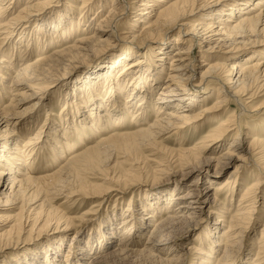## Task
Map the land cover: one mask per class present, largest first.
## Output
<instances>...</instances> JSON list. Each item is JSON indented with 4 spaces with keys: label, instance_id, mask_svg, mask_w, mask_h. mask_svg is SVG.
<instances>
[{
    "label": "bare ground",
    "instance_id": "6f19581e",
    "mask_svg": "<svg viewBox=\"0 0 264 264\" xmlns=\"http://www.w3.org/2000/svg\"><path fill=\"white\" fill-rule=\"evenodd\" d=\"M50 2L0 0V102L7 100L0 107V264H72L69 253H76V264L85 256H90L86 264H183L187 258L192 264H234L241 233L251 220L259 223L257 209L264 207V0H62L61 9L38 27H24L31 23L32 11ZM119 37L135 47L119 50L111 63L93 71L89 68L96 58L83 69L77 66L87 55L109 57ZM63 68H70L63 80L71 84L62 91L59 113L47 111L33 127L35 123L25 120L43 83ZM149 113L154 119L144 123ZM207 120L218 124L193 147L168 149L159 140L186 129L197 131ZM128 125L137 128L115 133ZM243 126L245 137L239 141ZM106 127L114 131L88 144L92 135H102L101 129L106 133ZM234 129L235 137L223 152L210 156L208 143ZM144 145L163 151L160 164L167 161L152 169L153 179L179 175L178 181L152 196L142 191L135 209L139 192L129 195L123 211L108 216L89 235L81 234L77 225L82 217L74 219L56 202L137 184L135 161L127 162L126 156L133 153L136 162L148 158L142 154ZM235 162L234 170L214 187L212 179ZM55 163L52 172L41 171ZM205 166L213 167L210 181L197 176L183 183L194 172L206 171ZM199 200L201 205L193 204ZM214 215L212 228L190 241L195 244L182 247L186 251L181 259L180 252L173 255V245L184 240L186 231ZM147 222L144 249H133ZM46 228L51 230L42 237L57 233L46 241L55 243L43 242L42 251L35 253L29 234ZM258 234L250 262L251 251L239 264H264V221ZM19 246L31 253L8 258L10 248Z\"/></svg>",
    "mask_w": 264,
    "mask_h": 264
},
{
    "label": "rangeland",
    "instance_id": "374dc122",
    "mask_svg": "<svg viewBox=\"0 0 264 264\" xmlns=\"http://www.w3.org/2000/svg\"><path fill=\"white\" fill-rule=\"evenodd\" d=\"M63 4L64 3H62V0H53V1L51 0V2L49 4H46L43 7H40L39 9H37V11H32V15L33 16L32 15L30 16L31 17V23L30 22L29 23H24L25 24L24 27H29V28H32L34 26L38 27L40 24H42L43 19L46 20L48 16L54 14V13H51L54 10L59 11L61 9V7H62ZM231 4L233 5L235 3L233 2ZM21 5H22V3L17 4V6L15 7V10L18 11V9L21 7ZM77 14L79 15L81 13L80 12L75 13V16L79 17L80 15L78 16ZM93 14L91 13V15H89V18ZM99 15H100V13H99ZM94 24H95V22L93 23L92 26H94ZM176 31H177V29H174L173 32L171 33V35L172 34L173 35L176 34V33H174ZM24 34H25V32H24ZM170 36H169V38H170ZM15 40H16V36H14V38H13V41H15ZM126 42L129 43V44H126ZM126 42L124 41V39H122L121 37H119V41L114 42V47H111L113 49V52L110 54L109 57H101V54L87 55L84 59H82L80 62L77 63V66H79L81 69H83L87 64L91 63L95 58L96 59L94 60V64H92L91 65V68H89L90 71L95 70L98 67V65H100V64H104V63L108 64V63H111L114 60L113 59V56L119 50L131 49V48H134L135 47V45L132 42H130L129 40H127ZM9 45L7 44V46H9ZM197 50H198V48L195 49V54H194L195 56L197 55L196 54V51ZM69 74H70V68H65V69L63 68L57 74H55V76H51L50 79H48L45 83H43L42 88H41L42 92H41V94L39 93L37 95L38 102L35 105V107L33 108V111L30 113V116L26 118V120H25L26 122H28V123L29 122L35 123L33 125V127H35L36 125L40 124L41 121H43V119L45 118V115H46L47 111L52 112L54 115L55 114L57 115L59 113L58 110H59V108L61 106V102H62L61 99L64 98V95H62V91L64 90V88H66L65 87L66 85L71 84L70 82L67 84V82H65L63 80V77H67V76H69ZM197 74H198V72L195 73V75H197ZM72 78H75V77H72ZM74 80H72V81H74ZM5 83H6V81H5ZM161 86H162V84H159L158 85V87L155 90L156 93L160 91V87ZM67 91L68 90H66L65 93ZM34 100H36V98ZM6 101L7 100H5V98L4 99H1L0 107H2L1 105L3 104V102H6ZM211 102H213V101L211 100ZM260 117H262V114L260 115ZM263 117H264V115H263ZM255 118H253V119H255ZM153 119H154L153 114L152 113L151 114L149 113V117L146 119V121L144 123H150L151 121H153ZM57 120H58V118H57ZM247 120L250 123L251 121H249V120H252V119L251 118H248ZM217 124H218V121L217 120H214V121H208L207 120L206 122H204L203 124H201L197 128L198 129L197 131H194L193 128H191L189 130L186 129L184 132H178V134H176V135L166 134L165 136H163L159 140L162 143V146H166L168 149L175 150V148L178 149V146L179 147L180 146H183V147H193L192 146L193 143H194V145H197V143L199 142L198 140H200L199 139L200 136H202L203 134H205L206 131L210 130L211 128H213ZM133 128H137L136 125L123 126V127H120L119 128L120 130L117 128L115 130V133L117 131H122V132L132 131ZM246 128H247V126L246 127L245 126L242 127V133L239 135V141L242 138L245 137L244 132H245ZM106 129L109 130V131L106 130V133H105V129H101L102 135L101 134H99V135L98 134L92 135L89 138L90 140H89V143L88 144H90V142H93V141L95 142V141L99 140L100 137L105 136L106 134L114 131V129L109 128V127H106ZM231 131L233 132V134H231L230 136L224 137V138L221 137L220 140L217 141V142H214V141L212 142L211 141V142L208 143V148L207 149H209L211 152L213 151L211 154H209L210 156H216L217 154H219L220 151L223 152L224 148H222V147H225L229 143V141L232 139V137H235V134H236L235 131H236V129L231 130ZM31 132L32 131L29 129V133H31ZM180 134H181V137H179ZM184 135H185V137H184ZM181 138L185 139V142L184 143H180V142H182V139ZM225 139L228 140V141H226ZM223 143H225L224 146L222 145ZM80 146L81 147H84V145H82V144H77L76 148L77 147L80 148ZM145 147H147V148L145 149ZM142 149H141L142 150V154L144 155V157L148 156V158L147 157H146V159L140 158L141 161H140V159H138L139 161L136 162L137 159H136V157L134 158L133 153L128 152L127 153V156H126L127 157V162L128 161H135L134 162L135 164H133L134 166L132 167V168H134L135 171H133L132 173H134V172L136 173L137 172L136 174L134 173V175H135V179L138 180L137 181V184L139 182V187L137 186L136 183L134 184L133 182H135V181H133V182L130 183L131 185L129 184V185H126V186H123V187L121 185L120 186L117 185V186L114 187V189H111V190H108L107 189L106 190L107 193L104 192V190H105L104 188H100V193L101 194H89L87 196H82V195H78L77 194V195L70 196L71 198L70 197L67 198L68 200H65L66 198H62V199L60 198L56 202L57 205H61V206L65 207V208L67 207L68 208L67 211L70 212L69 215H71V217H73L74 219L80 220L79 218L82 217L81 220H80V222L77 225L78 227H81V228H77V229H80V231H81L80 233L81 234L89 235V233H91L92 231H95L98 228V224L101 221H103L104 219H106L108 216H113L116 213H120L121 211H123L125 204L128 202V198L127 197L129 195L134 196L136 192H139L138 196L136 195L135 198L133 199L135 201L133 203V208L135 209L137 207V204H138L140 195L142 194V191L145 193V194H143V196L144 195L152 196L153 193L163 192V189L169 190L170 188H172V186L174 185V183L178 181V178H179L178 176L179 175H175V176L170 177L171 178L170 180H168V179L167 180H164L166 178H163V177H159L158 179H153L152 169L154 167L157 168V166H159V165L160 166L166 165L167 164V161L164 162V164L162 162H161V164L159 163V161H162V160H159V158L160 157H164L163 156L164 154H162L163 151L161 149H159V148H158L159 149L158 150V149H155V148H150L147 145L146 146L144 145L142 147ZM70 151H72V149L71 150H67L65 152V155H67ZM138 153H140V152H138ZM129 156H131V157H129ZM204 156H207V155L204 154ZM169 157H171V156H169ZM117 158H118V160L121 161L122 160L121 158H123V157H121L119 155V157H116V159ZM111 159L113 160V157ZM111 159L109 160L110 162H108V163L105 164V166L103 165V163L101 164V167H103L102 169H104L109 163H111ZM60 160H62V158ZM172 160L174 161V159H172ZM173 161H171V163ZM48 163H50V162H48ZM36 164H38V163L36 162ZM131 164H132V162H131ZM236 164H237V162H235V163H233L231 165L225 166L224 167V171L221 172V173H219L218 174L219 176H217L216 179H212L216 183L213 186L216 187L218 185V182L220 183V181H222L223 179H225V177H227L234 170ZM55 165H57V163L51 165L50 167H45L41 171H43L44 174L46 173V170H48L47 173L48 172H52L53 170L51 168H53ZM124 166H125V164H124ZM176 167H178V166H176ZM120 168H122V166L119 167V168H117V169H114V174L115 175H117L118 173H120L119 172ZM156 168H154V169H156ZM205 168L207 169L206 171L200 172V173L199 172H194L193 175H191L188 178H186L185 180H183V183L185 182V183L188 184L191 181H193L194 178H196L197 176H200V178L202 180H203V176H205L206 179L210 181V179L212 177L209 176V171L212 173L213 167H206L205 166ZM244 170L245 169L242 168L239 172L241 173V171H244ZM138 171H140V172H138ZM168 171H169V173H171V171H174V168H169ZM168 171L166 172V175L167 176H169ZM110 173L111 174L113 173L112 170H111ZM243 173L244 172H242V174ZM136 175H138V176H136ZM242 177L246 181H250V179H251L250 176H249V174L246 173V172L243 174ZM213 178H215V177H213ZM92 179H94V178H92ZM91 181L97 182L98 180H91ZM179 183H182L181 180H179ZM150 185H157V186H150ZM205 185L206 184H203L202 187L205 186ZM73 186H75V185H73ZM107 186L108 185H105L104 187H107ZM159 188H163V189L159 190ZM134 190H135V192H134ZM97 195H98L99 198H97ZM78 196H81L82 198L81 197H78ZM117 197H118V199H117ZM237 197H238V193H237V195L234 196L233 201H234V199L236 201ZM77 198H80V199L77 200ZM219 199L224 200V196H220ZM260 203H261V198H259V196H258L257 197V204H260ZM193 204H197V205L200 204L201 205L202 202H200V200H199L198 203L196 201ZM257 204H256V207H257ZM263 206H264V204H263ZM89 207H91V209L94 207L93 210L96 211V213H94V215L92 213V210ZM257 211H259L258 214H261V217L259 218L260 219L259 220V223L257 221V224L253 225L252 223H253L254 220H251V223L248 225V229H246L244 231V234L241 233V236H240V239H239L240 240L239 241L240 242L239 243L240 245L238 244L239 246L234 249V251H235V254L233 255V260H235V263L234 264H239L240 263V259H242V258H243V260L244 259L247 260V257L249 258L248 262H250L251 256L254 253L250 249L255 248L256 245H257V244H255L257 242V239L256 238L259 235L258 233H259L260 228H261V225L263 224V221H264V207H261V209H259V210L257 209ZM260 211L262 213H260ZM258 214H256V212H255V215L254 216H256ZM91 215H93V216L90 217ZM213 217H215V215L214 216H211L209 218H205L201 222V224L198 225L196 228H191L190 230H188V232L186 231L185 234H184V240H180L175 245H173V249H172L174 251L173 252V255L174 254H178L180 252L181 256H179V258L181 259L183 253H185V251H186V250H183L181 252L182 247L184 246L183 248H185L186 246H188V243H189V245L190 244L193 245L194 242L191 243L190 241H193L195 238H198L199 239L203 235V233L206 230V228H212V226H213L212 225V222L214 221V218ZM148 223H150V222H147V226L144 228V231H143L141 237L137 238V240H135V242L132 243V245L134 244L133 245L134 246L133 249L135 248L138 251L144 249V247L146 245L145 244V242H146V239L145 238H146L147 232H148V230L150 228V225ZM224 224L225 223L221 222L220 225H219V227L222 228L221 231H224V229H225V225ZM7 225L8 224H5V226H7ZM50 230H51V228H48V229L46 228V229L41 230L39 233L37 231H33L31 234H29V238L31 239V241L28 242V243H31V246L30 247H34L35 248V250H34L35 253H39L40 251H42L41 248L44 247V246H42V243L43 242L46 243V244L49 243V245L55 243V240H51L49 242H46V241H47V239L56 236L57 233L50 234L48 236L42 237L44 234L50 232ZM217 231H219V230H217ZM39 235H41V237L36 238ZM67 242H68V237L64 239L63 245L66 244ZM111 242L112 241H110V243L107 245L108 250H110L111 247H115L113 245L117 241L115 239L114 242H112V243ZM128 248L131 249V247H128ZM220 251H222V248H220L218 250L219 253H220ZM249 251H251L250 252L251 253L250 254V257L249 256L246 257V253H248ZM30 253H31V250L29 248H23V246H19V247H12V248H10V250L8 251V254L7 255H8V258H11L10 256H14V257L20 258L21 256L27 255V254H30ZM75 255H76V253H69V259H73L74 260L73 257H76ZM89 257L90 256L83 257V260L81 261V264H86L88 262L87 259ZM131 259L132 260L134 259L133 262L134 261H137V260H141V259H137L136 260L135 258H131ZM73 260H69V262H72V264L74 262V264H76V262L73 261ZM129 260L130 259L128 257L127 258V261H129ZM115 261L116 260H114V262H109V264H116ZM190 261H191L190 258L184 259L183 264H192V261L191 262Z\"/></svg>",
    "mask_w": 264,
    "mask_h": 264
}]
</instances>
